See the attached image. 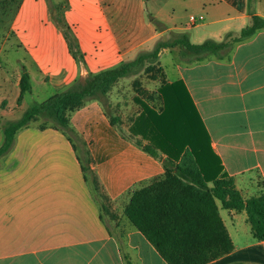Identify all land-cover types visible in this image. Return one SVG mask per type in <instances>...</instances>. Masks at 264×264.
Listing matches in <instances>:
<instances>
[{
    "label": "crops",
    "instance_id": "1",
    "mask_svg": "<svg viewBox=\"0 0 264 264\" xmlns=\"http://www.w3.org/2000/svg\"><path fill=\"white\" fill-rule=\"evenodd\" d=\"M180 1L190 14L169 17L168 27L146 17L147 0H20L4 40L12 35L28 59L19 66L29 84L35 71L61 91L83 84L88 74L134 59L159 39L223 42L217 55L196 56L178 45L182 55L176 65L171 62L174 73L169 76L162 68L165 84L183 83L187 97L182 99L189 118H198L204 128L207 156L216 160L221 174L233 178L246 200L264 190V29L231 42L251 17L264 20V0ZM190 17L201 20L191 25ZM175 47L161 50L159 59ZM158 95L163 109L166 100ZM95 133L90 135L104 138ZM113 139L119 146L116 133ZM122 142L114 155H109L110 143L86 148L90 179H34L26 196L0 195V264H166L123 210L136 191L161 180L153 178L170 165L163 154L164 168L146 154L135 163L132 145ZM217 206L233 250L208 264H264V241L253 239L246 215L248 229L238 227L244 212Z\"/></svg>",
    "mask_w": 264,
    "mask_h": 264
},
{
    "label": "trees",
    "instance_id": "2",
    "mask_svg": "<svg viewBox=\"0 0 264 264\" xmlns=\"http://www.w3.org/2000/svg\"><path fill=\"white\" fill-rule=\"evenodd\" d=\"M19 2L17 0L16 7ZM262 29L264 20L251 17L250 25L243 28L231 43L242 42ZM178 45L196 56L217 55L226 46L223 42L213 41L192 45L180 36L166 41L159 39L150 51L140 52L130 61L88 74L84 84H73L66 92L30 108L19 121L5 126L0 158L10 150L16 133L31 122L45 117L66 128L65 112L79 107L94 92L107 93L119 79L142 67L145 61L157 60L161 50ZM70 46L73 58L80 62L81 56L73 49L72 43ZM18 86L20 100L30 90L27 73L21 75ZM157 92L166 100L161 113L142 103V110L131 123L129 132L149 141L154 149L146 148L145 152L151 157L160 152L166 156L170 167L165 168L161 180L132 195L123 210L125 218L166 264H208L233 250L217 202L222 210L244 212L253 239L263 242L264 190L244 200L235 188L233 178L221 174L219 164L209 156L206 134L199 119L194 122L189 118L182 99L186 94L181 81L172 85L164 83Z\"/></svg>",
    "mask_w": 264,
    "mask_h": 264
},
{
    "label": "rangeland",
    "instance_id": "3",
    "mask_svg": "<svg viewBox=\"0 0 264 264\" xmlns=\"http://www.w3.org/2000/svg\"><path fill=\"white\" fill-rule=\"evenodd\" d=\"M16 4L17 0H0V146L3 143L2 129L5 126L19 121L30 108L67 91L58 90L43 82L34 71L30 79V90L19 100V86L15 85L18 76L22 74L19 62L28 59L17 50V41L12 35L4 40L10 33ZM145 12L147 18L154 16L155 22L168 27L172 24L167 21L169 17L173 20L178 16L187 18L190 14V10L184 7L180 0H147ZM156 12L159 15H156ZM153 47L154 44L138 53L150 51ZM174 49L171 51L173 54L169 56L145 61L142 67L119 79L107 93L94 92L79 107L65 112L68 121L66 128L59 127L48 118L39 117L19 130L8 153L0 158V195L6 198L26 196L31 188L29 184L34 179H90L88 154L85 153L86 148L97 141L103 145L112 141L109 155H114L120 150V141L126 142L134 149V162H141L139 155H148L145 149H154V146L149 141L131 135L129 127L141 112L143 102L150 104L157 111L162 109L157 92L158 87L166 82L162 66H166L167 74L171 76L175 70L171 62L176 65L179 54L182 55L180 47L176 46ZM109 130L116 133L119 146L116 144L114 147V133ZM95 132H102L100 136L104 138L95 139L90 135L93 133L97 136ZM162 158V154L157 151V156L152 157V161L162 165ZM164 165L163 161V168ZM163 175H157L153 179H162ZM99 193L100 191H97V194ZM247 194L251 193L244 191V196ZM239 215L238 227L241 231H246L248 224H244L245 214Z\"/></svg>",
    "mask_w": 264,
    "mask_h": 264
},
{
    "label": "built area",
    "instance_id": "4",
    "mask_svg": "<svg viewBox=\"0 0 264 264\" xmlns=\"http://www.w3.org/2000/svg\"><path fill=\"white\" fill-rule=\"evenodd\" d=\"M198 20H201V19H195L194 17H190L191 25H194Z\"/></svg>",
    "mask_w": 264,
    "mask_h": 264
}]
</instances>
